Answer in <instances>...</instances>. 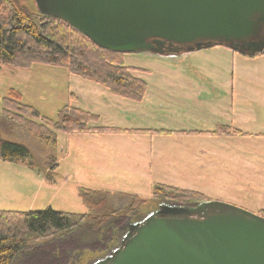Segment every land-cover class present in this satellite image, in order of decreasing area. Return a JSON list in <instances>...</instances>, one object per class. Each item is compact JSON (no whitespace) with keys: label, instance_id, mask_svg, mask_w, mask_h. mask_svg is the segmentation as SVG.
Listing matches in <instances>:
<instances>
[{"label":"rangeland","instance_id":"1","mask_svg":"<svg viewBox=\"0 0 264 264\" xmlns=\"http://www.w3.org/2000/svg\"><path fill=\"white\" fill-rule=\"evenodd\" d=\"M15 2L28 14L38 12L36 0ZM180 47L166 56L125 54V64L142 69L134 75L148 83L138 103L64 67L0 65L1 97L14 89L23 102L53 120L71 104L98 115V126L130 131L58 132L54 145L0 111V138L28 147V161L34 163L31 168L27 161L0 160V210L85 214L80 187L109 194L116 209L137 196L139 215L160 203L181 205L176 194L153 200L154 185L163 184L254 214L264 212V54L249 57L225 46ZM219 126L230 127L231 133L213 135ZM56 161V182L50 184L45 175ZM116 228L118 223L102 231L82 227L31 241L16 264H91L118 247L117 242L106 245Z\"/></svg>","mask_w":264,"mask_h":264},{"label":"water","instance_id":"2","mask_svg":"<svg viewBox=\"0 0 264 264\" xmlns=\"http://www.w3.org/2000/svg\"><path fill=\"white\" fill-rule=\"evenodd\" d=\"M98 47L166 56L167 45L264 54V0H36ZM168 52V53H167ZM91 264H264V217L227 203L163 204Z\"/></svg>","mask_w":264,"mask_h":264},{"label":"trees","instance_id":"3","mask_svg":"<svg viewBox=\"0 0 264 264\" xmlns=\"http://www.w3.org/2000/svg\"><path fill=\"white\" fill-rule=\"evenodd\" d=\"M122 55L98 47L60 19L42 16L38 12L28 14L15 0H0L1 66L17 69L29 68L33 64L64 67L71 74L103 86L116 97L142 102L147 94L148 83L134 73L143 70L127 66L124 62L125 54ZM0 111L8 120L25 126L54 145L57 144L58 132L72 134L127 131L98 126V115L71 104L64 106L59 111L57 120H53L23 102L21 94L14 89L7 96H0ZM157 133L163 134V131ZM211 133L226 135L231 133V128L219 126ZM31 157L32 153L25 145L0 138V160L27 161L28 166L33 168L34 163L28 161ZM58 166L57 161L51 164L45 175L48 183L56 182L54 174ZM104 193L80 187L79 196L87 208L85 214L52 209L28 212L0 210V264H16L20 251L31 241L63 235L82 227L100 231L110 229L118 223L119 228L113 231L116 238H121L123 231H120V227L128 220L137 219L140 216L137 213L142 211V207L136 196L129 199L128 206L116 209L110 204L109 194ZM165 194H176V199L185 207H193L206 200L202 193L196 191L163 184L154 185V201H161ZM259 215L264 217V212Z\"/></svg>","mask_w":264,"mask_h":264},{"label":"flooded vegetation","instance_id":"4","mask_svg":"<svg viewBox=\"0 0 264 264\" xmlns=\"http://www.w3.org/2000/svg\"><path fill=\"white\" fill-rule=\"evenodd\" d=\"M182 47H180V46H177V45H167V51H168V49H170V50H175V51H179V49H181ZM168 53V52H167ZM171 53V52H170ZM164 204H166V203H164ZM161 205H163V203H160V204H158L157 206H155V207H153L152 209H151V211H149L148 212V214H144V215H140V216H138L137 217V219H134V220H128L127 221V223L124 225V226H122V227H120V231H123V234H124V236H123V238L128 234V232H129V230H130V226H131V224H133V223H139V222H141V221H143V220H145V218H147L148 216H150L151 214H153V213H155V212H157L159 209H160V206ZM169 205H177V206H181L180 204H173V203H169ZM183 206H185V205H183ZM138 215H139V213H137ZM100 231H102V230H100ZM112 233H111V237L109 238V240H108V242L106 243V245H107V248H109L110 246H112V245H114V244H116V242H117V245H118V247H116V246H112V248H114V249H111V250H109V252H107L106 254L105 253H102V257H100V259H103V258H105L107 255H109L113 250H115V249H118L120 246H121V244H122V239L123 238H120L119 237V239L118 238H116V236H115V232L114 231H111ZM105 235V233L103 234V236ZM104 238V237H103ZM120 240V241H119ZM97 242H100V240L99 239H97ZM120 243V244H119ZM106 249V248H105Z\"/></svg>","mask_w":264,"mask_h":264},{"label":"crops","instance_id":"5","mask_svg":"<svg viewBox=\"0 0 264 264\" xmlns=\"http://www.w3.org/2000/svg\"><path fill=\"white\" fill-rule=\"evenodd\" d=\"M84 133H87V134H97L98 132H84ZM102 133H111V132H102ZM128 133H130V131H125V132H122V133H113V134H128ZM138 133H140V134H144V132H141V131H138ZM98 134H100V133H98Z\"/></svg>","mask_w":264,"mask_h":264}]
</instances>
